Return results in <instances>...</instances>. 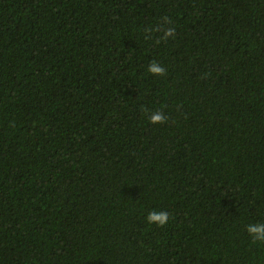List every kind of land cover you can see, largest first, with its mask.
Returning a JSON list of instances; mask_svg holds the SVG:
<instances>
[{"label": "trees", "instance_id": "16d2710c", "mask_svg": "<svg viewBox=\"0 0 264 264\" xmlns=\"http://www.w3.org/2000/svg\"><path fill=\"white\" fill-rule=\"evenodd\" d=\"M254 222L264 0H0V264H258Z\"/></svg>", "mask_w": 264, "mask_h": 264}, {"label": "clouds", "instance_id": "9594fccd", "mask_svg": "<svg viewBox=\"0 0 264 264\" xmlns=\"http://www.w3.org/2000/svg\"><path fill=\"white\" fill-rule=\"evenodd\" d=\"M165 35L166 37L172 35V29H169ZM148 71L155 75H162L164 69L157 63L152 62L149 65ZM166 120V117L160 112H155L150 117V122L153 124H162L165 123ZM147 222L149 224H155L158 227L164 226L168 222V213L154 210L148 214ZM246 230L249 236H251V242L253 244L264 245V222L249 223ZM258 264H264V257L259 259Z\"/></svg>", "mask_w": 264, "mask_h": 264}]
</instances>
